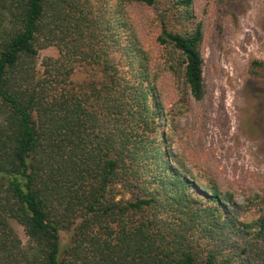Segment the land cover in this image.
Returning a JSON list of instances; mask_svg holds the SVG:
<instances>
[{
	"label": "trees",
	"instance_id": "trees-1",
	"mask_svg": "<svg viewBox=\"0 0 264 264\" xmlns=\"http://www.w3.org/2000/svg\"><path fill=\"white\" fill-rule=\"evenodd\" d=\"M106 5L0 0V264H264V179L238 201L169 147L205 94L192 0Z\"/></svg>",
	"mask_w": 264,
	"mask_h": 264
},
{
	"label": "rangeland",
	"instance_id": "rangeland-1",
	"mask_svg": "<svg viewBox=\"0 0 264 264\" xmlns=\"http://www.w3.org/2000/svg\"><path fill=\"white\" fill-rule=\"evenodd\" d=\"M191 8L202 24L205 94L202 102L187 98V112L176 113L169 147L187 167L236 190L242 201L249 185L264 179V0H192ZM57 55L54 45L41 48L38 69L46 57ZM84 77L77 67L73 79ZM169 99L178 100L171 92ZM12 224L26 243L22 226ZM60 235L62 243L69 242V233Z\"/></svg>",
	"mask_w": 264,
	"mask_h": 264
}]
</instances>
